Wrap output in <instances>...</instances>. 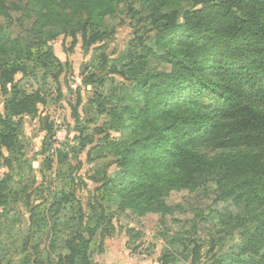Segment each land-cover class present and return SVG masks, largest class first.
<instances>
[{
  "label": "trees",
  "instance_id": "trees-1",
  "mask_svg": "<svg viewBox=\"0 0 264 264\" xmlns=\"http://www.w3.org/2000/svg\"><path fill=\"white\" fill-rule=\"evenodd\" d=\"M30 1L44 10H52L55 3ZM60 1L85 17L80 33L86 46L105 37L101 29L106 17L118 14L122 4H128L132 19L142 24L130 41L134 52L118 58L111 71L132 86L125 93L98 98L97 111L108 117V130L124 136L109 143L118 157L116 170L112 175L104 168L98 172L108 200L138 211L157 204L153 209L159 210L164 208L157 203L167 192L164 187L169 190L185 182L215 184L218 199L227 207L212 211V219L222 226L219 233L236 230L242 240L230 248L225 260L214 264H263L257 256L264 246V0ZM4 7L0 0V8ZM44 17L41 32L52 25V17ZM46 33L51 40L52 29ZM48 42L34 50L33 44L12 38L0 28V86L6 96L4 113L0 112V170L23 156L19 117L35 113L44 101L40 92L28 94L19 87L15 75L24 67L4 56L24 54L33 71L52 72L55 58L41 49ZM210 95L211 103L206 104L204 98ZM229 143L252 144L255 151L232 152ZM215 148L220 151L212 154ZM175 170L181 174L172 178ZM12 182L10 175L0 179V235L3 216L17 197ZM229 199L244 210L232 213ZM105 212L95 203L90 204L85 224L84 214L68 218L64 229L76 227V231L67 237L51 235L50 254L60 244L63 253L48 264H90V239L108 221ZM39 223L32 221L33 226ZM221 239L209 241V252L223 246ZM170 244L176 253L190 256L191 264L201 263L203 244L192 248V239L185 236L174 237ZM247 254L251 258H244ZM175 255L167 250L163 264ZM23 264L44 261L29 256Z\"/></svg>",
  "mask_w": 264,
  "mask_h": 264
},
{
  "label": "rangeland",
  "instance_id": "rangeland-1",
  "mask_svg": "<svg viewBox=\"0 0 264 264\" xmlns=\"http://www.w3.org/2000/svg\"><path fill=\"white\" fill-rule=\"evenodd\" d=\"M4 2L5 7L0 8L1 30L33 44L34 50L40 49L37 44L49 40L41 49L52 54L55 66L52 72L33 71L24 54L4 56L11 64L16 62L24 67L15 75L19 87L28 94L40 92L44 101L37 105L35 113L19 117L23 156L14 160L11 167L0 170V179L6 175L13 179V195L17 196L9 213L3 216L0 264H23L29 256L44 264L50 258L58 260L63 247L56 246L50 254L51 235L70 236L76 227L64 229L68 218L84 214L85 224L90 204L95 203L105 208L108 221L90 239V264H163L167 250L176 254L168 264H191L190 256L186 257L183 251L176 253L170 244L176 236L191 238L192 248L203 244L200 264L225 260L230 248L241 242L242 233L236 230L219 233L222 226L212 219V211H221L227 204L218 199L220 190L215 184L196 186L185 182L169 190L164 187L167 192L157 201L164 208L154 210L157 204H150L145 211L113 204L101 190L98 172L104 168L107 175H112L117 167L116 150L109 143L121 141L124 136L108 130V117L97 111L98 98L125 93L132 86L129 80L111 71L118 58L134 52L130 41L142 26L132 19L128 4H122L115 16L106 17L101 29L105 37L86 46L80 33L85 17L74 14L60 0H55L52 10L36 8L30 0ZM44 15L52 17V25L41 32L39 25L45 23ZM49 29L51 40L46 33ZM146 42L151 44L149 39ZM118 70L121 72V67ZM5 98L0 86L2 113ZM204 99L207 104L212 96ZM228 146L232 152L255 151L252 144ZM218 151L215 148L212 154ZM179 174L175 170L172 178ZM62 193L69 197V202L66 197L61 199ZM227 202L232 213L244 210L232 203L233 199ZM34 219L40 223L33 226ZM212 238H222L223 246L209 252ZM257 257L264 264V246L259 247Z\"/></svg>",
  "mask_w": 264,
  "mask_h": 264
},
{
  "label": "snow or ice",
  "instance_id": "snow-or-ice-1",
  "mask_svg": "<svg viewBox=\"0 0 264 264\" xmlns=\"http://www.w3.org/2000/svg\"><path fill=\"white\" fill-rule=\"evenodd\" d=\"M207 103H211V101H207Z\"/></svg>",
  "mask_w": 264,
  "mask_h": 264
}]
</instances>
